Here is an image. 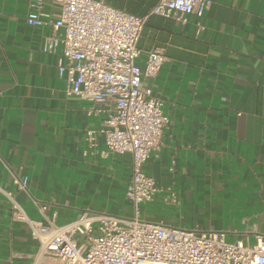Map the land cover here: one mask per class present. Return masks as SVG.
<instances>
[{"label": "crops", "instance_id": "1", "mask_svg": "<svg viewBox=\"0 0 264 264\" xmlns=\"http://www.w3.org/2000/svg\"><path fill=\"white\" fill-rule=\"evenodd\" d=\"M30 1L0 0V185L15 188L14 175H27L16 198L36 219L34 199L58 224L88 209L130 217L132 156L106 151L105 112L89 113L100 106L67 93L61 46L42 50L52 24L27 22ZM105 1L147 16L140 65L150 48L166 55L144 81L164 99L170 123L144 164L159 190L141 215L254 242L264 232V0H212L184 22L152 13L158 0ZM59 9L45 0L44 18ZM37 248L0 191V264H32Z\"/></svg>", "mask_w": 264, "mask_h": 264}, {"label": "built area", "instance_id": "2", "mask_svg": "<svg viewBox=\"0 0 264 264\" xmlns=\"http://www.w3.org/2000/svg\"><path fill=\"white\" fill-rule=\"evenodd\" d=\"M59 6L55 19L44 16L45 0H31L26 20L30 25L51 22L52 33L42 46L55 52L61 46L58 72L66 77L68 94H76L104 111L99 129L106 151L130 153L132 168L127 196L132 216L84 210L74 219L58 224L48 214V204L34 199L42 218H33L16 198L27 190L29 177L14 175L15 188L0 185L12 219L24 222L38 241L28 254L32 264H264V232L255 241L228 240L225 230H203L166 225L141 218L140 204L152 201L159 190L144 164L160 143L170 118L164 99L144 83L155 77L166 55L159 47L147 50L138 63V45L147 16L105 0H50ZM212 0H158L152 13L187 21L202 16ZM201 26L199 25L198 30ZM95 144L96 131H87Z\"/></svg>", "mask_w": 264, "mask_h": 264}, {"label": "rangeland", "instance_id": "3", "mask_svg": "<svg viewBox=\"0 0 264 264\" xmlns=\"http://www.w3.org/2000/svg\"><path fill=\"white\" fill-rule=\"evenodd\" d=\"M141 218H144L143 215H141ZM146 220L152 221V220H150V219H146ZM228 240H231V239H228ZM231 241H232V240H231Z\"/></svg>", "mask_w": 264, "mask_h": 264}]
</instances>
